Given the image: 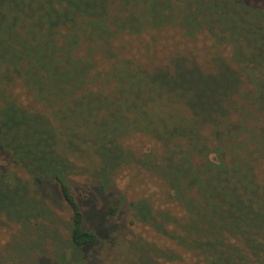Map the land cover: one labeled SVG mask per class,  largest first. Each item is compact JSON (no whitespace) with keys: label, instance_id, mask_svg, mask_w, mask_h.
Returning <instances> with one entry per match:
<instances>
[{"label":"rangeland","instance_id":"obj_1","mask_svg":"<svg viewBox=\"0 0 264 264\" xmlns=\"http://www.w3.org/2000/svg\"><path fill=\"white\" fill-rule=\"evenodd\" d=\"M67 1L66 10L67 15L70 16L74 13V8H79L77 6L80 3H85L87 6L95 0ZM239 1L264 7V0ZM172 2L176 5L182 4V0H172ZM199 2L193 4L191 10L183 11L184 16L194 18L202 15L214 20L215 17L224 15L220 9L216 10L212 3L199 9ZM147 3L150 12L156 9L159 1L147 0ZM25 9L26 0H13L6 16L21 14ZM30 9H33L32 0ZM231 11H234L231 7L226 8L229 14L225 15L231 16L230 22H235L233 25L244 29L240 21L244 18L243 14L237 11H234L237 14H231ZM37 14L41 19L43 14L40 8ZM174 15L176 18H173V21L177 25L175 27L149 29L147 33L133 37L121 36L120 39L116 38V33L111 36L115 43L126 46L129 60L136 64L143 63L147 68L163 66L168 73L152 71L148 75L145 73L138 75L131 70L127 72L121 70L122 85L119 88L121 93L111 96L112 99L83 97L76 104L73 101H78L76 96L80 95L76 93L68 106H65L70 114L67 117V125L61 127L62 134L64 138L72 139L70 146L63 143L60 145L72 164L66 173V180L85 210L86 227L96 230L99 234L97 241L83 249L82 260L78 264H204L201 256L191 248L192 242L184 236L185 232L183 233L182 228L186 227L187 213L172 196H169L168 193L172 191L166 188L157 168L155 169V161H162L161 155L168 157L173 154L176 158L174 160L181 163L180 158L184 153L180 152L179 148L185 150L189 145L193 147L190 155L192 162L201 163L204 156L215 159L217 153L214 149L222 147L226 150L223 152L226 157L230 146L246 141V138L253 134L251 131L264 125V116H260L259 110L255 107L256 102L258 104L261 102L260 98L258 99L257 96L239 100L242 98L237 88L245 87L243 82L233 86L234 89L228 99L230 104L227 105V101H223L222 111L221 99L229 92L231 73L227 69L215 71L207 50L211 46L210 36L205 31L194 36L184 35L177 24L181 19L180 11L175 12ZM1 28H4V25L0 24V55H5L8 50L5 33ZM42 44H46L45 39L42 40ZM110 47L111 50H116L114 46ZM42 48L38 49V52L44 59ZM97 57L93 59L96 66L101 65L99 61H104L103 58ZM177 57L179 60L164 66L166 59ZM119 58L122 59V56L116 59ZM224 62L226 63L225 59ZM46 64L52 65V62L47 61ZM230 66L235 67L232 63H229L228 67ZM97 69L95 67L94 72H97ZM103 69L106 68H102V71ZM209 73L210 75H203ZM98 74L100 77L91 83L96 87L95 90L105 81V74ZM8 85L6 93L15 92L22 95L14 82L9 81ZM144 86L147 87L143 88ZM102 87L103 92L110 94L109 91L114 86L107 82ZM253 90L254 88L249 92L252 93ZM150 91H157L161 97L162 94L168 97L162 99L160 94L156 93L155 96L159 98L156 102L158 111L150 108L151 104L148 102L153 95L145 96ZM174 95L180 96L181 100L175 99ZM25 96L22 95L21 98H24L27 104H32L30 99L28 101L25 99ZM184 97L188 99V105L183 101ZM115 98L116 101L113 100ZM119 107L122 110L131 108L136 117L145 118V113L150 114L148 118L153 128L142 119L140 121L134 119L131 111L121 112L125 116L122 119L121 113L117 111ZM147 107L150 109L147 110ZM188 108L195 116L192 115L193 119L196 118L195 123L193 122L196 142L190 144L191 137L186 139L187 143L182 142L184 138L181 134L168 137V139L176 137L170 142L167 137L162 139L161 134L167 130L175 132L184 128L182 131L186 133L185 129L191 128V125L185 121L190 118ZM96 109L103 111H95ZM220 111L222 115L218 117ZM63 116H66V111H62ZM38 122V119L18 111L6 109L0 111V137L15 145L23 162L34 168L48 160L49 145H53L49 138L46 139L40 134L42 131L37 128ZM121 125H123L122 130L118 132L116 141L127 150L126 159L130 160L119 163L117 168L111 170L108 193H104L103 189L96 186L90 189L96 176L104 173L102 169L99 170L101 165H98V159L101 161L115 159L118 145L113 140ZM234 132L236 133L233 134ZM88 143L96 146L98 156L92 151V144ZM165 143L167 149L161 152ZM175 143H181V147ZM256 143L264 151V131L258 138L256 137ZM237 151L241 154L238 149ZM145 152H154L156 159L150 158V164L140 162L141 155ZM245 160L249 164L251 157L246 156ZM255 164L256 160L252 159L250 164L252 169L257 167ZM48 166L47 163L44 168ZM234 167H232L234 172H239L241 175L245 173V167L242 165ZM0 168V176L3 179L21 182L14 181L9 185L10 189L7 187L4 192H0V264H64L68 257H72V254L67 252V243L61 239V236L63 239L68 238L70 210L60 196L56 184L52 183L49 188L42 187L38 194L31 186L30 189L24 185L25 188L22 187L23 183L30 180V173L17 165L13 158L6 157L2 153H0ZM192 193L195 191L193 190ZM35 196L47 199L48 203L41 204L39 198ZM139 201L147 202L145 203L151 208L150 215L161 221L159 227L154 226L156 222L151 218L145 219L141 211L137 210L139 208L135 210V204ZM117 203L120 205L119 212L114 217L110 216L107 212L108 208ZM159 210L163 211V218L160 217L162 216L160 213L159 216L157 215ZM223 216L236 218L239 217V212L230 211L229 215L223 212ZM172 217L177 219L173 220ZM161 229L163 232L160 231ZM73 262L76 263V259Z\"/></svg>","mask_w":264,"mask_h":264},{"label":"trees","instance_id":"obj_2","mask_svg":"<svg viewBox=\"0 0 264 264\" xmlns=\"http://www.w3.org/2000/svg\"><path fill=\"white\" fill-rule=\"evenodd\" d=\"M158 1L156 9L149 12L147 0H95L87 6L85 3H80L77 6L79 8H74V13L68 16L67 0H32L33 9H30L31 0H26V9L21 14L15 10L17 14L6 16L13 0H0V24L4 25L1 30L5 33L8 50L7 54L0 55V111L2 109L18 111L38 119L37 128L42 131L40 134L46 139L49 138L50 143L53 144L49 145L48 160L44 161L46 165L49 164L48 168H44L46 166L44 162L39 163V167L36 168L23 162L17 147L2 137H0V153L13 158L17 165L30 173V180L23 183L22 187L25 186L28 189L33 187L35 193L38 194L42 187L49 188L53 185L52 183L56 184L60 196L70 210L68 238L63 239L61 236V239L67 243V252L72 254V257H68L64 264L80 263L83 249L99 239L96 230L86 227L85 210L66 180V173L72 164L60 145L63 143L70 146L72 139L69 137L66 139L62 134L61 127L67 125V117L70 114L65 106H68L67 104L71 102L76 93H80L76 96L78 101H73L76 104L83 97L102 99L121 93L119 89L122 85L121 70L126 72L131 70L137 72L138 75L142 73L148 75L152 71L168 73L163 66L147 68L143 63L136 64L129 60L126 46L113 41L111 36L114 33H116V38L120 39L121 36L133 37L147 33L149 29L175 27L177 25L173 21V18H176L174 14L180 11L181 19L177 24L183 34L194 36L205 31L210 36L209 40L212 39L210 49L207 50L215 71L227 69L231 73L232 81L229 92L221 99L222 111L223 101H227V105L230 104L228 99L234 89L233 86L243 82L245 87L237 88L242 98L239 100L258 96L261 102L259 104L256 102L255 107L259 110V115L264 116V7L253 6L239 0H203V2L202 0H182L180 5H176L172 0ZM197 1H200L199 9L212 3L214 8L220 9L224 15L215 17L214 20L202 15L194 18L184 16L183 11L191 10ZM229 7L243 14L244 18L240 21L244 29L233 25L235 22H230L231 16L225 15L229 14L226 12V8ZM38 8L43 14L41 19L37 16ZM239 9L243 10L239 11ZM234 11H231V14H237ZM44 39L46 44H42ZM110 46H114L116 50H111ZM41 48L44 59L38 52ZM97 56L104 59V61H99L101 65L98 66L93 61ZM119 56H122V59L117 60ZM174 60L177 61L179 58L166 59L164 66L173 64ZM44 61L46 63L51 61L52 65ZM229 63L235 67L230 66L229 68ZM95 67L98 68V73L105 74L104 84L109 82L114 86L109 91L110 94L101 90L104 84L96 90V87L91 85L100 77L97 72H94ZM102 68L106 69L102 71ZM203 75H210V73ZM9 81L14 82L18 86L19 93L26 95L25 99L27 101L30 99L34 104H27L24 98H21L22 95L15 92L6 93ZM249 86L254 88L252 93L249 92L252 90ZM145 87L147 86L143 88ZM156 93L159 92L150 91L145 95H153L148 102L151 104L149 107L154 111L157 110L156 102L159 99L155 96ZM142 94L144 95L143 92ZM174 96L175 99L181 100L180 96ZM161 98L168 97L162 94ZM116 99L113 100L116 101ZM182 99L187 105L189 104L188 99L185 97ZM155 106L156 109H154ZM149 107L147 110L150 109ZM62 111H66V116L62 117ZM95 111L103 110L96 109ZM117 111L119 113L131 111L132 113L131 108L122 110L119 107ZM222 111L218 117L222 115ZM188 113H190L188 115L190 118L185 121L191 125V128L185 129L186 133L182 131L184 128L175 132L167 130L161 134V138L167 137L168 139V137L181 134L184 138L182 142H186V139L191 137L192 141L190 140L189 143H195L197 137L193 130V122L196 118L193 119L194 115L191 110ZM145 114V118L136 117L134 114L133 117L139 121L144 120L149 127L153 128L148 118L150 114ZM121 115L124 119L125 116L122 113ZM123 125L114 136L113 141L118 145L114 161L98 159V165H101L99 170L102 169L104 173L101 175L96 169L99 174L97 175L96 172V180L90 185V189L96 186L103 189L104 193H108L111 184L109 179L111 170L117 168L119 163L130 160L126 159L127 150L116 141L117 134ZM159 128L161 129L160 126ZM263 131L264 125L251 131L253 134L248 136L246 141L229 147L226 157L223 155L226 150L222 147L214 149L217 153L215 159L204 156L203 161L200 160L201 163L192 162L190 155L193 147L189 145L186 151L179 148V151L184 153L180 158L181 163L175 161L173 154L168 157L161 155L162 161H155V169L157 168L166 188L172 191L168 193L169 196H172L173 200L187 213L186 227L182 228L183 233L185 232L184 236L192 242L191 248H194L195 253L201 256L204 264H264V151L256 143V137L258 138ZM174 138L176 137L168 139L169 142ZM91 144L92 151L98 156L96 146L93 143L89 145ZM175 145L181 147V143H175ZM166 149L165 143L160 151L165 152ZM141 156L140 162L150 164L156 154L145 152ZM246 156L251 157L249 164L245 160ZM252 159L256 160L257 164V167L253 169L250 165ZM238 165L245 167L244 174L234 172L232 167ZM14 181L3 179L0 176V192H4L7 187L10 189L9 185ZM193 190L196 194L192 193ZM38 198L41 204L48 203L47 199H42L41 196ZM145 202L136 203L135 210L139 208L137 210L141 211L145 219L151 218L153 222H156L154 226L159 227L161 221L150 215L151 208ZM119 210L120 205L117 203L111 205L107 212L114 217ZM230 211L239 212V217L226 218L223 216V212L229 215ZM159 213L163 218V211L159 210L158 216ZM219 218H221L220 221H217ZM172 219L177 218L172 217ZM160 231L163 232V229ZM74 259L76 263L73 262Z\"/></svg>","mask_w":264,"mask_h":264}]
</instances>
